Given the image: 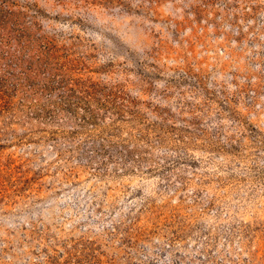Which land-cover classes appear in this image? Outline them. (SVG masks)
I'll return each mask as SVG.
<instances>
[{
    "label": "rangeland",
    "instance_id": "374dc122",
    "mask_svg": "<svg viewBox=\"0 0 264 264\" xmlns=\"http://www.w3.org/2000/svg\"><path fill=\"white\" fill-rule=\"evenodd\" d=\"M0 264H264V0H0Z\"/></svg>",
    "mask_w": 264,
    "mask_h": 264
}]
</instances>
